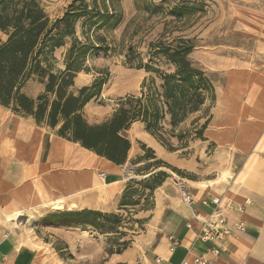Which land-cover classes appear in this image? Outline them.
I'll return each instance as SVG.
<instances>
[{"label":"crops","instance_id":"1","mask_svg":"<svg viewBox=\"0 0 264 264\" xmlns=\"http://www.w3.org/2000/svg\"><path fill=\"white\" fill-rule=\"evenodd\" d=\"M247 2L252 6L242 7V13L254 19L255 13L260 16L248 22L257 23V29L250 26L251 34L254 39L260 37L253 43L262 47L264 0ZM224 98L218 96L216 113L204 138L219 152L225 151L224 169L229 171V177L216 189L200 185L205 181L184 185L191 195V204L179 197L176 182L175 188L164 187L168 193L159 194L157 212L146 232L133 243L135 247L124 253L125 260L155 264V258L160 257L163 264H181L187 256L205 255L214 264H264V69L239 83L231 91L230 100ZM134 125L144 127L141 123ZM140 127L134 139L160 150L157 140ZM122 172L120 166L62 138L57 129L0 105V264H44L40 252L18 230L21 220L15 227L18 220L7 221V214L19 209L27 218L25 212L34 209L41 198L39 191L47 202L64 197L67 211L75 204L72 211L104 212L118 198L125 178ZM218 198L228 225L235 227L241 222L246 230L235 229L227 243L220 244L219 255L214 256L210 252L213 245L200 242L198 236L202 221L214 210L203 202ZM242 206L244 212L239 209ZM174 242L178 245L172 252Z\"/></svg>","mask_w":264,"mask_h":264},{"label":"trees","instance_id":"2","mask_svg":"<svg viewBox=\"0 0 264 264\" xmlns=\"http://www.w3.org/2000/svg\"><path fill=\"white\" fill-rule=\"evenodd\" d=\"M91 1L92 7L88 0H76L63 19L52 21L40 0H0V105L18 115L33 117L52 130L59 128L62 138L116 166L127 162L133 148L127 133L135 123L143 124L171 152L189 149L191 142L205 140L213 117L210 111L217 100L215 87L207 74L191 62L195 41L185 35L175 36L184 32L187 18L194 13L186 5L189 0H173L176 5L168 8L156 6L152 0H136L139 18L127 27L119 47L125 54V64L145 70L148 75L141 93L122 99L114 115L101 124H90L84 118L85 107L101 99L105 83L100 78L76 93L70 89L76 76L84 71L90 50H110L106 38L97 31L115 26L122 18L116 7L120 0ZM82 18H86L83 41L76 38V26ZM153 18L159 19L157 23L163 25L164 32L148 43L145 62L139 51L142 40L136 38ZM93 27L96 28L91 31ZM67 38L72 39V44L62 70L56 67L55 53L66 46ZM35 76L46 85V91L32 100L22 89ZM92 213H64L51 226H88L91 223L85 218Z\"/></svg>","mask_w":264,"mask_h":264},{"label":"rangeland","instance_id":"3","mask_svg":"<svg viewBox=\"0 0 264 264\" xmlns=\"http://www.w3.org/2000/svg\"><path fill=\"white\" fill-rule=\"evenodd\" d=\"M98 1L101 3V0ZM40 2L47 16L52 21H57L63 19L76 0ZM152 2L161 8L176 5L173 0ZM188 2L186 5L190 9L193 8L194 13L190 19L187 18L184 32L175 36L185 35L195 41L196 49L190 57L191 62L212 80L217 98L223 96L225 100H230L231 91H235L239 83H244L247 77L260 74L264 69V46H255L257 43H253V40L260 37L254 39L251 34L252 29H257L254 26L257 23L250 25L248 22V19L256 20L260 16L255 13L254 19V16L249 17L242 13L245 6H252L247 0ZM88 3L93 6V1L88 0ZM116 7L122 18L115 26L103 27L97 31L98 35L106 38L110 50H90L86 55L84 71L76 76L75 85L70 89V92L76 93L86 86H92L94 81L100 78L105 83L101 99L91 101L82 113L90 124H101L111 118L122 99L141 93L144 79L148 77L145 70L125 64V54L120 52L119 47L127 27L139 18L136 0H120ZM242 7L244 8L241 9ZM252 8L256 9V6ZM85 21L86 18H82L76 26V38L81 41L84 40ZM158 21V18L149 19L136 38L137 41L142 40L139 51L143 54L145 62L148 43L157 40L164 32L163 25L157 23ZM134 29L135 25L132 27V30ZM71 44L72 39L67 38L66 46L56 50V67L59 69L65 70L64 58ZM125 45H128V42ZM45 91L46 85L37 76L28 81L22 89V93L32 100L44 95ZM215 106L210 111L212 116L216 113ZM140 126L134 125L127 133L134 149L129 153L126 164L120 166L125 178L118 189V198L114 199L113 205L106 211H92L93 213L85 218L91 225L51 226V223L61 220L64 213L90 210L54 212L51 208L43 206L47 200H44L40 191L41 198L37 197L36 207L25 212L27 218L21 217L22 219L13 224L18 227L21 220L18 230L22 231L27 241L40 252L39 256L44 264H133V261L123 258L124 253L133 249L136 239L146 232L151 217L157 212L159 194L166 195L169 187H177L174 183L176 182L180 189V194H177L184 200L182 193L188 194L184 185H190L191 181H214L223 171H228L224 169V158L227 155L225 151L219 152L215 145L200 139L191 142L189 149L171 152L157 141L162 148L154 150L139 138L134 139ZM21 212L24 216V212Z\"/></svg>","mask_w":264,"mask_h":264},{"label":"built area","instance_id":"4","mask_svg":"<svg viewBox=\"0 0 264 264\" xmlns=\"http://www.w3.org/2000/svg\"><path fill=\"white\" fill-rule=\"evenodd\" d=\"M184 202L191 204L192 199L187 192H183ZM221 199H213L210 201H204V205H212L214 210L212 213L202 221V229L198 236V240L202 243L212 244L213 248L210 249V252L214 256H218L221 250L220 244H226L233 232L236 230L245 231L246 227L243 223H238L235 227L228 225V218L225 215L222 206ZM249 201H246V204H249ZM241 212H244L245 208L242 206L239 208ZM171 248V251L174 252L178 243ZM155 264H163V260L160 257L155 258ZM181 264H214L213 260L207 256H187Z\"/></svg>","mask_w":264,"mask_h":264},{"label":"bare ground","instance_id":"5","mask_svg":"<svg viewBox=\"0 0 264 264\" xmlns=\"http://www.w3.org/2000/svg\"><path fill=\"white\" fill-rule=\"evenodd\" d=\"M229 172L228 171H223L220 175L219 178L217 180L214 181H205L202 182L200 185H202L203 187H210L212 189H216V187L219 185V183H221L224 180H227ZM199 184V183H198ZM44 207L46 208H51V210H53L54 212H62L65 211L66 206H67V201L64 197L61 196H57L55 197L54 200H50L49 202L43 204ZM77 206L75 204L72 205L71 209L68 211H72V208H76ZM21 217H23V213L21 212V210L17 209L16 211H14L12 214H7V221H11L13 219H17L19 220Z\"/></svg>","mask_w":264,"mask_h":264}]
</instances>
